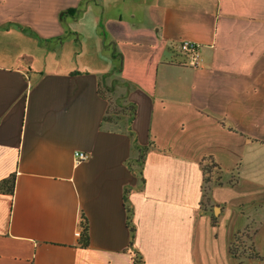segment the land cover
I'll return each instance as SVG.
<instances>
[{
  "label": "crops",
  "instance_id": "0c3cea01",
  "mask_svg": "<svg viewBox=\"0 0 264 264\" xmlns=\"http://www.w3.org/2000/svg\"><path fill=\"white\" fill-rule=\"evenodd\" d=\"M263 158L264 0H0V264H238Z\"/></svg>",
  "mask_w": 264,
  "mask_h": 264
},
{
  "label": "trees",
  "instance_id": "16d2710c",
  "mask_svg": "<svg viewBox=\"0 0 264 264\" xmlns=\"http://www.w3.org/2000/svg\"><path fill=\"white\" fill-rule=\"evenodd\" d=\"M99 95H103V93L101 91H98ZM130 113V116L133 117L134 115V108H129L128 110ZM106 117H104L103 121L104 122H108L112 120V117H118L120 112L117 111L114 107L110 108V106H108V109L106 111ZM140 150V156L138 159V163H142V154L143 151L147 150V148L141 149ZM220 168L217 164H215L212 160H209L206 167L203 169L204 172V184L208 185L211 183H218L219 182V177L218 176H214L215 173L219 172ZM14 185H15V177L14 175L8 177L5 180H2L0 182V193H4V194H8V195H12L13 191H14ZM80 228H81V235H80V239H79V245L83 248L87 247L89 245V235H88V223L87 220L84 216H81L80 218ZM240 231L234 236V240L232 242V244L230 245V254L232 255V257H234L236 260L239 261V264H242L239 256H238V249L239 247L237 246V243L239 241V236H240ZM247 258L249 260H255V261H259L262 262L263 258L261 256H259L255 250V248H253V246H250L247 249ZM135 264H139V262L136 260Z\"/></svg>",
  "mask_w": 264,
  "mask_h": 264
},
{
  "label": "rangeland",
  "instance_id": "374dc122",
  "mask_svg": "<svg viewBox=\"0 0 264 264\" xmlns=\"http://www.w3.org/2000/svg\"><path fill=\"white\" fill-rule=\"evenodd\" d=\"M214 176H216V174H214ZM240 233L237 246L239 247L238 256L241 263L264 264V204L251 206L249 208L248 224ZM250 246H253L257 254L263 258L262 262L249 260L247 258L246 253Z\"/></svg>",
  "mask_w": 264,
  "mask_h": 264
},
{
  "label": "built area",
  "instance_id": "2783aa9c",
  "mask_svg": "<svg viewBox=\"0 0 264 264\" xmlns=\"http://www.w3.org/2000/svg\"><path fill=\"white\" fill-rule=\"evenodd\" d=\"M179 51L185 56L187 64L191 67H198L200 61V54L198 47L192 42L185 41L180 43ZM87 159L86 155L81 152H76L74 154V163L79 164ZM81 228L75 233L76 238H80Z\"/></svg>",
  "mask_w": 264,
  "mask_h": 264
}]
</instances>
